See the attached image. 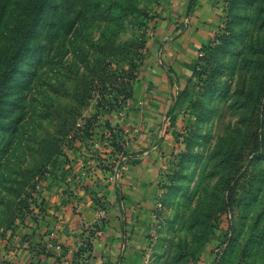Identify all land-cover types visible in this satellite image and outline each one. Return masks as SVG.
<instances>
[{
  "label": "rangeland",
  "instance_id": "1",
  "mask_svg": "<svg viewBox=\"0 0 264 264\" xmlns=\"http://www.w3.org/2000/svg\"><path fill=\"white\" fill-rule=\"evenodd\" d=\"M26 1L0 0V82L9 59L20 69L0 100V248L50 213L51 183L100 199L132 153L151 150L159 191L142 264H264V0H219L184 81L163 55L191 6L170 9L185 0H43L18 57L10 30L25 23ZM129 59L133 96L111 107L117 94L93 81L103 63L129 69ZM155 62L170 73L171 107L149 114Z\"/></svg>",
  "mask_w": 264,
  "mask_h": 264
},
{
  "label": "crops",
  "instance_id": "2",
  "mask_svg": "<svg viewBox=\"0 0 264 264\" xmlns=\"http://www.w3.org/2000/svg\"><path fill=\"white\" fill-rule=\"evenodd\" d=\"M185 1V6L170 9L178 13L191 6L184 17L174 19L180 23L170 25L174 31L180 28L171 36L174 39L171 49L163 55L168 64L179 70L183 81L208 33L213 31L220 5L219 0ZM183 20L188 22L183 25ZM148 74L147 78L158 87L152 89L158 95L149 114L156 112V108H170V73L159 64H152ZM153 120L154 117L148 118L149 123ZM152 154L151 150L137 153L136 157L132 153L121 174L103 185L97 195L100 199L96 193L90 194L88 187L71 180L51 183L46 199L50 213L36 219L35 228L21 229L7 242L9 245L0 248V264H142L143 243L155 221V198L159 191L155 178L157 162L152 163ZM53 241L66 246V253L50 246ZM88 242L90 250H82Z\"/></svg>",
  "mask_w": 264,
  "mask_h": 264
},
{
  "label": "trees",
  "instance_id": "3",
  "mask_svg": "<svg viewBox=\"0 0 264 264\" xmlns=\"http://www.w3.org/2000/svg\"><path fill=\"white\" fill-rule=\"evenodd\" d=\"M42 2H43V0H27L25 3V6H24L25 7L24 14L26 16L25 17V23L20 24V22H17L16 24L15 23L13 24L10 31L15 36L16 45L20 49V51H19L20 53L16 54L15 56L19 57V55L21 56V54L24 53V51H21L24 49V48H22V46L25 45L29 34L35 29L36 22L38 21V19L41 16L40 10L42 8ZM199 59L200 58H198L197 62H199ZM129 63L131 66L129 69L112 70L109 67L110 63L105 62L100 67V71L96 75V77L93 81L94 86L100 85L106 89H110V93L115 92L117 94L116 97H114V101H109V104H111L110 105L111 107L122 106L128 98L133 96L131 87H132V79L135 77V74L133 72V69L135 67L134 59H129ZM19 70L20 69L17 67V61L15 59H12V61H11V59H9L7 61L6 67L2 71V80L0 82V100L3 98V96L6 92L4 87H6V85L9 84V78L15 79V77H16L15 74ZM29 80H30V75L27 77V79H23V80L20 79V84L26 85L29 82ZM260 97H261L260 98L261 100L264 98V78H263V81H262V84L260 87ZM78 99L80 101H83L84 94H79ZM102 102L103 101L100 102L101 105L103 104ZM2 110H3V108H2ZM3 115H4L3 111H0V128L6 130V129H8L9 124L2 119ZM107 125L111 129V131L113 132L114 129L111 127L110 123H107ZM88 126L90 127L91 124H89ZM253 136L254 135H252L250 144L248 146V150L252 153L255 152V150L258 146V142H259L258 133H256L255 137H253ZM117 137H118L117 135H114L109 141H111L114 146H118L123 151L124 154L129 155L130 154L128 152L129 146L124 145V143L122 145L120 143L121 142L120 139ZM53 242H56V241H53ZM61 247H62L61 252L63 254H65L67 251V247L64 245H61ZM90 248H91V245H90V242H88L86 244L85 248H83L82 250L89 251ZM88 256H89V254L85 255L86 258Z\"/></svg>",
  "mask_w": 264,
  "mask_h": 264
},
{
  "label": "built area",
  "instance_id": "4",
  "mask_svg": "<svg viewBox=\"0 0 264 264\" xmlns=\"http://www.w3.org/2000/svg\"><path fill=\"white\" fill-rule=\"evenodd\" d=\"M61 243H59V242H52V243H50V246H52V247H54V249H56V250H61Z\"/></svg>",
  "mask_w": 264,
  "mask_h": 264
}]
</instances>
